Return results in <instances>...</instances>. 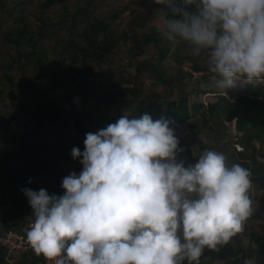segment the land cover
I'll list each match as a JSON object with an SVG mask.
<instances>
[{"label":"rangeland","instance_id":"1","mask_svg":"<svg viewBox=\"0 0 264 264\" xmlns=\"http://www.w3.org/2000/svg\"><path fill=\"white\" fill-rule=\"evenodd\" d=\"M197 1L201 4L200 0ZM40 2L41 0H26L22 4L19 0H0V227L2 228L1 220L13 224L22 222L24 219V223L34 219L39 213V206L43 204L40 200H33L32 204L36 209L30 211L20 209L9 200L13 187L8 184L7 175L9 170L4 162L14 153L18 155L21 154L22 150L33 148L37 142V140H29L28 145L24 146L25 133H28L33 125L27 128L21 119L31 122L32 119L36 120L39 114L48 111L49 107L52 108L57 104H64L66 107V112L63 114L61 121L57 123L53 119H47L46 126L40 130L42 137L46 136L48 142L51 143L41 154L42 161L45 165L52 166L55 174L63 175V177L61 176L62 186L69 192H76L80 189L78 184L80 178L78 174L79 166L85 169L86 167L94 168V173L96 175L100 174V168L103 165L101 142L107 141L111 145H115L112 149H119L118 155H120L123 147L116 145L119 135L127 140L126 138L130 137L133 132L146 131V128L154 126L152 114L156 112L157 101L149 103L143 99L144 103L142 104H138V101L133 102L135 107L138 104L136 110L133 109L134 107L119 110L113 104L104 110L103 114L96 113L95 115L96 111L94 112V110H96L97 99L92 97L93 99L89 101V104H84V99L81 96L71 94V90L75 89L76 86L72 84L69 87L70 84H66L73 83L72 75L77 71L74 67L66 73L55 72L56 77L47 74V71H41L44 69L49 70L52 67L50 61L56 56L55 47L58 45L63 47L65 42L70 44L73 38V40H79L80 37L79 34L73 33L72 29L68 27L72 19L71 15H66L55 27L44 29V22L37 18V12L42 9ZM148 3L154 5V1ZM2 4L15 6L14 16L8 8L1 9ZM87 4V12L92 13L96 18L104 19L111 28L118 30L120 37V45L112 49L106 60L96 62L92 66L95 73L111 70V78L101 74L91 83L92 89L101 95V98L105 94V90L112 88L111 80L124 81V87L135 85L146 93L163 94L171 92L176 99L179 98L182 92H185V96L188 95V98H191V115L196 117L199 123L202 124L207 99H212L211 97L207 98L210 93L226 92L228 82L243 86V80L254 67L261 68L264 66L262 61L264 59V32L263 27L259 24H252L246 36L242 34L245 29H237L233 36L231 34L234 30L231 31V34L230 32L220 34V40L228 41L230 49L219 60L214 59L211 53L212 48H216L218 43L214 40L213 32L206 33L201 40L192 46L181 30L179 40L174 35L171 37L168 32L166 33L169 38H173L177 43L180 41L183 46L188 45L185 55L190 57V62H187L188 60L166 58L162 62L163 64L161 63V74L164 81H166L165 85L155 83L151 72H145L139 80H136L132 73L136 71L137 61H132L131 55L137 52V46L131 40L124 39V35L135 31L137 35L141 36L148 33L152 26L167 31L169 22L165 20L153 22L147 18L150 10L147 2L144 4L143 0H69L67 12L76 13L82 7H87ZM46 12L49 15L48 17L55 16L58 18L64 16V9L61 5L51 7ZM115 12L120 13V15L118 14L119 17L114 18ZM137 14L142 17L138 21L140 27L132 26L130 22L131 18ZM250 14L252 15L251 18H256L255 10L250 11ZM19 15L22 16V22L17 23L16 18ZM144 16L146 17L144 18ZM23 26L36 37L37 47L42 48L40 53L43 60L41 62L30 60L28 58L29 52L25 54L26 57H19L20 52L12 41V38H16V36L14 37L12 33L18 35L22 32ZM76 55L79 56L78 53ZM157 56V49L151 45L139 60H148L156 65L158 63ZM192 60L202 67H210L212 75L209 76V71L194 70ZM183 73L192 74L193 77L184 78ZM45 75L46 77L43 79L42 77ZM173 77L175 82L170 83V78ZM36 78L38 82H36ZM147 104H152V106H147ZM101 115H104V117H101ZM209 126L213 131L210 130ZM189 127L190 121H186L174 127L172 135L160 133L152 135L151 140L146 139L139 143L127 142V144H131L138 150H146L157 163L160 154L164 152L165 148L170 147L173 142H177L180 147L186 145V143H197L189 135ZM63 131H65V135L62 134ZM199 138L204 140L205 143L202 151H200L203 165H183L174 155L170 157L162 156V162H166V165L172 168L173 171L181 166L186 182L179 188L177 195L174 198H169V200L162 196L161 201L157 202L155 193L150 192L151 204H153L154 210L157 211L153 212L150 219L152 231H156L161 235L168 234V230H170L169 235L171 236L176 231H179L176 235H181L184 230L187 232V228H189V234L191 235L198 232V226L195 225L198 220L196 219L197 215L193 212L194 206L199 204L207 195L210 198L213 197V194L218 191V186H223L227 191L223 192L220 199L227 198L226 202L230 208L233 207L235 201H238L236 194L240 190L241 198L237 203V209L240 213L234 221L241 222L240 214H245V212L252 214L253 217H248L251 231L247 234L255 231L260 232V230L264 232V227H262L264 225V186H259V181L252 179L251 175L247 174L242 166L230 165L229 163L220 165L223 156L228 160H237L234 152L241 149L239 143L240 133L235 129L234 121L210 117L208 125L201 128ZM78 141H80L82 147L77 146ZM85 143L87 145L84 146ZM251 143L262 154V156L260 154L257 156V160L262 164V167H257L252 163L251 170L257 171V175L262 177L264 175V137L260 139L254 137ZM59 145L67 148L68 160L59 154ZM203 154H206L205 157ZM211 156L217 157L219 161L214 162L210 159ZM116 160V157H109L107 163H104L103 170L105 173H103V179L109 184L108 189L103 191L98 199L103 203L102 207L107 210L104 211L102 208L100 214L102 217L104 213L107 217L115 215V220L118 216L121 221H125L130 219L128 216V203L125 202L124 195H118L112 185L115 182L116 169H113V167ZM121 173L126 178L124 181L128 182L129 186L133 184L134 189H142L141 177L144 176L143 173L139 177L133 176L134 172L130 173L126 170H122ZM45 186L44 178L40 179L39 187L41 191H44ZM54 186H57V184L54 183ZM149 187L154 189L156 183L152 181ZM89 205V199H87V202L78 201L75 214L81 215L87 210L91 211L93 207ZM117 207H119V210ZM58 209L62 211L61 222L67 221L66 218H70L69 212L61 205H58ZM209 212L207 218L215 215L220 220L223 219L220 221L222 224L224 218H227L222 212L216 211L212 207ZM256 215L262 217L259 218ZM258 218L260 219L259 226L261 224V228L255 229L254 226L257 225ZM178 221H180V224H178ZM58 225L59 223L53 227H58ZM17 257H19L17 259L18 263L23 264L24 258L22 256Z\"/></svg>","mask_w":264,"mask_h":264},{"label":"trees","instance_id":"2","mask_svg":"<svg viewBox=\"0 0 264 264\" xmlns=\"http://www.w3.org/2000/svg\"><path fill=\"white\" fill-rule=\"evenodd\" d=\"M19 1L22 4L26 2V0ZM149 1H154V5H150ZM200 1L201 4L197 0H143L144 4L147 2L150 10L147 18L153 22L165 20L169 22V27L167 31H164L156 26H152L148 33H144L141 36L137 35L135 31L124 35V39L131 40L137 46V52L131 55V60L137 61L136 71L132 73V76L136 80H139L140 76L145 72H151L155 83L165 85L166 81H164L161 71L162 62L166 58L170 57L190 62V57L185 55L188 45L183 46L180 41L177 43L173 38H169L166 32L171 37L174 35L179 40L182 30L187 41L192 46L201 40L206 33L213 32L214 40L218 41V43L216 48H212L211 53L213 58L217 60L222 58L226 51L230 49L228 41L220 40V34H224L225 32H230L231 34V31L234 30L231 34L233 36L235 35L234 32H237V29H245L242 34L246 36L249 33L248 29L254 23L262 26L264 32V0ZM68 2L69 0H41L40 2L42 9L37 12V18L44 22V29L55 27L66 15H71L72 19L68 27L72 29L73 33L79 34L80 37L79 40H73V38L70 44L65 42V46L63 47L60 45L55 47L56 56L50 61L52 67L49 70L44 69L41 71H47V74L56 77L55 72L58 71L60 74L62 72L66 73L70 71V68L74 67L77 71L72 75L73 83L66 84H70L69 87L72 84L76 86L75 89L71 90V94L81 96L84 99V104H89V101L93 98L97 99V103L95 104L96 110H94V112L96 111L95 115L96 113L103 114L102 112L113 104L119 110L127 107H134L133 109L136 110L138 104L144 103L143 99L149 103L157 101V104L156 112L152 114L154 126L146 128V131L133 132L130 137L126 138L127 140L119 135L116 145L123 147L120 155H118L119 149H112L115 145H111L107 141L101 142V158H103V165L100 168L101 172L99 175H96L94 168L86 167L85 169L79 166L78 174L80 178L78 184L80 189L76 190V192H69L64 189L61 181V176L63 177V175L55 174L52 166L43 163L41 156L45 148L51 145V143L48 142L46 136L42 137L40 129L46 126L47 119H53L57 123L62 120L63 114L66 112L64 104H57L52 108L49 107L48 111L39 114L37 119H32L31 122L21 119L25 123V127L28 128L33 125L28 130L29 132L25 133L23 138L24 146L28 145L29 140H37V142L33 148L22 150L21 154L18 155L14 153L4 162V165L9 170V174L7 175L8 184L13 187L9 200L20 209L23 208L30 211H35L36 209L32 204L33 200L43 202L39 206L38 215L32 220L36 221L42 228H48L59 223L57 230L61 235L60 245L64 249L66 260L75 262L76 264H83L86 256H88V252L82 255L81 248L73 247V244L77 241L81 242V237L84 236L85 241H92L94 245L93 249L97 252L98 245L100 244L98 233L101 222L106 220L113 223L115 220V215L107 217L104 213L103 217L101 216L100 212H102L103 203L98 199L101 193L108 189L109 183L103 179V173H105L103 168L104 163H107L109 157H116L117 159L114 161L113 169H116V173L115 182L112 185L118 195H124L125 202L128 203V216L130 218L125 221L122 220L118 224V230L120 233H126V230L132 229L131 231L135 230L138 235L145 234L147 236V234H151L152 223H150V219L153 216V212L156 211L153 204H151L150 192L155 193L157 202L161 201L162 196L169 200V198H174L177 195L179 188L186 182L184 173L180 168L181 166L173 171L172 168L166 165V162H162V156L170 157L174 155L183 165H203L204 162L200 151H202L205 143L204 140L199 138V135L201 128L208 125L210 117L222 118L226 121L233 120L235 129L240 133L239 143L241 149L234 152L237 160H228L223 156V161L220 165L229 163L230 165L242 166L245 172L251 175L252 179L259 181V186H264V178H262L264 175L262 177L258 176L257 171L251 170L252 163L257 167H262V164L257 160L258 154L260 156L262 154L251 142L254 137L259 139L264 137V66L261 68L254 67L243 80V86L228 82L226 92L210 93V96L207 98L211 97L212 99H207L203 111L202 124L199 123L196 117L191 115V98H188V95L185 96V92H182L179 98L176 99L172 96L171 92L163 94L146 93L135 85L133 87H124V81L111 80L112 88L105 90V94L101 98V95L92 89L91 83L100 77L101 74L110 76L111 78V70L95 73L92 66L96 62H104L112 49L120 45L119 32L117 29L111 28L104 19L96 18L92 13H88V4L87 7H82L76 13L67 12ZM56 5L63 6L64 16L58 18L55 16L48 17L49 15L46 14V10ZM3 8L11 10V14L14 16L15 6L11 7L10 5L2 4L1 9ZM252 10L256 11V18H251L250 11ZM118 14L120 15L119 12H115L114 18L119 17ZM135 16H137L138 20ZM135 16L131 18L130 22L132 26L140 27L138 21L142 17L140 14ZM19 21L22 22L21 15L16 18V22L18 23ZM12 35L16 36V38H12V41L20 52V58L26 57L25 54L29 52L28 58L30 60L34 62H41L43 60L40 53L42 48L37 47L38 41L36 37L25 26H23L22 32L18 35L17 33H12ZM151 45L158 51L156 59L158 63L156 65L148 60H139ZM76 52L79 56L76 55ZM262 61L264 62V59ZM192 62L194 70L209 71V76L212 75L210 67H202L198 63H195L196 61L194 60ZM182 76L184 78L193 77L192 74L187 73H183ZM45 77L46 75L42 78L44 79ZM183 77L180 78L184 79ZM36 82H38L37 78ZM174 82L175 78H170V83ZM137 101L138 104L135 107V103L133 102ZM147 106H152V104H147ZM101 117H104V115H101ZM186 121H190L188 133L192 140H195L197 143H186V145L180 147L177 142H173L170 147L165 148L164 152L160 154L157 163L146 150H138L136 147L131 146V144H127V142L139 143L146 139L151 140L152 135L160 133L172 135L173 128ZM209 128L213 131L211 126ZM78 129L83 130L82 128ZM62 134L65 135V131ZM85 145L87 144L85 143ZM77 146L82 147L80 141L77 142ZM58 152L63 158L69 159L68 150L65 146L59 145ZM203 155L205 157L206 154ZM210 159L214 162L219 161L214 156H211ZM122 170L129 171L130 173L134 172L133 176L136 177H139L143 173L144 176L141 177L142 189H134L133 184L129 186L128 182L124 181L126 178L121 173ZM42 178H44L46 183L44 191H41L39 187L40 179ZM152 181L156 183L154 189L149 187ZM54 183L57 186H54ZM217 189L218 191L213 194V197L210 198L207 195L199 204L195 205L193 212L197 215V219L203 218L206 220L210 214L209 209L212 207L227 217L224 218L225 223H231L237 218V214L240 213L237 209V203L241 198L240 190L236 194L238 201H235L233 207L230 208L226 202L227 198L220 199L223 192L227 190L223 186H218ZM40 193L42 194L40 195ZM87 199H89V203L93 209L91 211L87 210L81 215L75 214L78 201L87 202ZM58 205H61L69 212L70 218H66L67 221L61 222L62 211L58 209ZM103 209L104 211L107 210L105 207ZM117 209L119 210V207ZM244 215L253 217L252 214L246 212ZM256 216L262 217L261 215ZM1 222L3 230L7 231L18 230L27 224L29 220L26 223H24V219L22 222L13 224L4 220H1ZM178 224H180V221H178ZM153 233L157 232L153 231ZM248 236L252 243L250 247H257V249L250 250L249 253L244 251L245 249L235 252L234 249L227 248L230 246L215 244L208 254L227 261V264H264V232L261 230L260 232L255 231L254 233H249ZM219 247H222V250ZM252 255L255 256L254 259H252ZM22 257L24 258L23 264H45V257L43 255L32 253L23 255ZM6 258V250L0 246V264H6ZM234 259L236 260L234 261Z\"/></svg>","mask_w":264,"mask_h":264},{"label":"crops","instance_id":"3","mask_svg":"<svg viewBox=\"0 0 264 264\" xmlns=\"http://www.w3.org/2000/svg\"><path fill=\"white\" fill-rule=\"evenodd\" d=\"M240 215L241 222H223V224L216 216L206 220L196 218L198 223L195 225L198 226V232L191 235L187 228V232L184 230L181 235H176L179 232L176 231L173 236L169 235L170 230L168 234L161 235L151 231L149 235L146 233L147 236L138 235L135 230L131 231L132 229L120 233L118 224L121 220L116 216L113 223L106 220L101 222L97 252L93 249L92 241H85L82 235V241L75 242L73 247L81 248L82 255L88 252L83 264H227V261L208 254L214 248L212 246L215 244L230 246L227 248L234 249L235 252L245 249L247 253L257 249L250 247L251 242L247 234L251 228L248 221L250 219L244 214ZM259 221L258 218L255 229L261 228ZM4 231L0 227V235ZM219 248L222 250V247ZM6 254V264H20L17 261L19 257L9 256L7 252ZM254 258L255 256L252 255V259Z\"/></svg>","mask_w":264,"mask_h":264},{"label":"built area","instance_id":"4","mask_svg":"<svg viewBox=\"0 0 264 264\" xmlns=\"http://www.w3.org/2000/svg\"><path fill=\"white\" fill-rule=\"evenodd\" d=\"M60 241L57 227L42 228L32 219L20 229L7 230L0 235V246L9 256L34 253L43 255L45 264H76L66 260Z\"/></svg>","mask_w":264,"mask_h":264}]
</instances>
